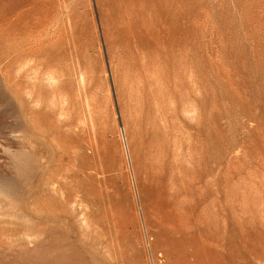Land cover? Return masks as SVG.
<instances>
[{
  "label": "rangeland",
  "instance_id": "374dc122",
  "mask_svg": "<svg viewBox=\"0 0 264 264\" xmlns=\"http://www.w3.org/2000/svg\"><path fill=\"white\" fill-rule=\"evenodd\" d=\"M0 264H264V0H0Z\"/></svg>",
  "mask_w": 264,
  "mask_h": 264
}]
</instances>
